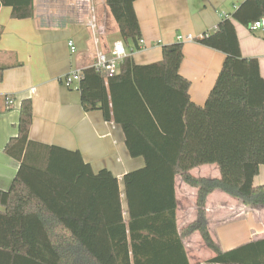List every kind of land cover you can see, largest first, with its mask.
I'll list each match as a JSON object with an SVG mask.
<instances>
[{"label": "trees", "instance_id": "16d2710c", "mask_svg": "<svg viewBox=\"0 0 264 264\" xmlns=\"http://www.w3.org/2000/svg\"><path fill=\"white\" fill-rule=\"evenodd\" d=\"M138 0H106L126 47L140 50ZM16 20L33 19L34 0H0ZM264 18V0H245L213 32L195 41L225 55L203 105L182 76L184 44L162 46V60L138 65L128 56L108 78L82 70L85 112L101 111L121 126L132 158L145 166L118 179L95 174L78 151L32 141L33 104L23 100L17 137L5 153L20 162L8 191L0 190V264H191L184 238L200 233L216 253L210 264H264V239L224 252L208 227V196L221 190L245 206L264 207V78L257 59L244 58L235 23ZM9 67H0V82ZM7 100V98H6ZM217 165L219 178L191 172ZM197 190V219L179 229L176 178Z\"/></svg>", "mask_w": 264, "mask_h": 264}, {"label": "crops", "instance_id": "0c3cea01", "mask_svg": "<svg viewBox=\"0 0 264 264\" xmlns=\"http://www.w3.org/2000/svg\"><path fill=\"white\" fill-rule=\"evenodd\" d=\"M244 1L138 0L134 8L144 44L136 51L127 48L130 57L138 65L160 62L163 45L177 43L179 36L196 39L213 32ZM34 4L33 19L16 20L10 8L0 9V67H9L0 82V190L10 189L20 167V162L4 150L18 135L22 101L30 99V139L80 152L95 174L112 172L119 181L126 210L124 176L142 169L145 161L130 156L120 125L107 122L101 111L85 112L79 90L63 82L71 71L94 66L98 49L109 51L115 42L123 41L116 22L106 0H34ZM235 26L243 57L257 59L264 78V31L252 32L239 23ZM70 41L76 44L75 54L68 45ZM182 43L184 61L180 72L191 82V99L203 105L225 55L195 40ZM191 173L196 177H220L217 165L198 167ZM254 184L264 185V166ZM176 195L178 226L182 229L197 219V190L178 176ZM0 211L4 207L0 206ZM206 212L210 232L224 252L264 239V207L245 206L216 190L207 198ZM235 228L243 232L237 233ZM240 235L249 236L237 242ZM184 245L191 264H210L216 256L198 232L187 235Z\"/></svg>", "mask_w": 264, "mask_h": 264}, {"label": "built area", "instance_id": "2783aa9c", "mask_svg": "<svg viewBox=\"0 0 264 264\" xmlns=\"http://www.w3.org/2000/svg\"><path fill=\"white\" fill-rule=\"evenodd\" d=\"M250 31L256 32L259 30L264 31V18L260 19L249 26ZM195 39L190 35L187 37L179 36L178 42L194 41ZM143 40H140V47H143ZM71 52L75 54L77 52L76 44L73 41L68 43ZM130 56L129 51L123 41H117L113 44L109 51L97 50V61L94 67L102 72L107 78H111L116 75V69L121 66L124 60ZM82 78L81 70H74L68 73L63 78L64 84L71 88L78 89ZM11 101V100H10Z\"/></svg>", "mask_w": 264, "mask_h": 264}, {"label": "rangeland", "instance_id": "374dc122", "mask_svg": "<svg viewBox=\"0 0 264 264\" xmlns=\"http://www.w3.org/2000/svg\"><path fill=\"white\" fill-rule=\"evenodd\" d=\"M118 71H119V68L116 69V72H118ZM234 230L238 231L237 233L243 232L242 228H235ZM248 236L249 235H240V236H238L237 237V242L244 241V239H247Z\"/></svg>", "mask_w": 264, "mask_h": 264}]
</instances>
